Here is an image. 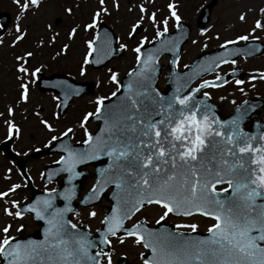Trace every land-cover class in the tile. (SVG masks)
<instances>
[{
    "label": "snow or ice",
    "instance_id": "6c2138e0",
    "mask_svg": "<svg viewBox=\"0 0 264 264\" xmlns=\"http://www.w3.org/2000/svg\"><path fill=\"white\" fill-rule=\"evenodd\" d=\"M12 2L18 8L15 17L17 23L14 24L16 35L12 40V45H16L24 38L18 22L32 8L38 7L40 0ZM112 6L119 8L117 0H113ZM137 7V18L127 30V37L131 40L135 39L142 22L151 21L153 27L156 25L155 13L149 14L143 4ZM175 7L173 3L167 5L171 20L179 25L180 16ZM64 11L71 14L72 9L66 7ZM129 11L132 9L129 8ZM259 11L264 17V8ZM108 14L105 0H98V10L92 13L90 22L84 24V31L96 28L101 15ZM239 19L243 21L245 16L241 14ZM160 23L163 30L157 28L155 38L167 51L172 44L163 41L162 37L168 32L169 20L164 18ZM256 29L264 31V19L255 21L253 31ZM76 31V28L71 29L69 38ZM248 39V36L240 35L236 40L225 41L220 47L226 48L229 44ZM146 42L151 43L141 37L130 49L135 53L136 68L128 74L130 83L123 86L121 105L117 110L105 113L104 101L108 97H97L95 111L85 113L80 121V127L84 129V147L76 149L63 144L60 149L63 154L54 161L59 167L47 176L51 182L53 177L67 174V183L71 185L82 175L77 170L78 166L92 161L104 164L97 173L96 182L89 189L90 194L81 201L86 207L93 205L103 198L109 186L114 188L112 198L115 204L110 214L100 220L102 227L92 237L82 230V226L65 219L66 214L73 213L70 202L75 195L74 186L60 192L55 188L46 191L42 198L23 208L12 201L11 209L15 211L4 207V215L19 220L24 213L32 214L37 221H43L46 225L44 239L20 242L9 235L12 225L5 224L0 228V264H127V260L116 251L118 246L126 243L145 249L140 253L142 264H264V130L250 134L243 129L251 106H238L236 115L221 120L207 103L209 92L204 91L203 98L197 97L203 89L221 88L229 83L228 80L217 83L221 80L218 75L215 81L204 80L186 93L185 84L176 87L171 95H163L153 86L156 78L155 50L142 54ZM94 44L95 39L87 42L88 54L83 59L85 65L96 62L89 59L95 50ZM126 49V43H119L118 51ZM31 56V52H26L16 59L23 61ZM217 60L219 63L213 60L205 71L213 66L236 63L226 56L217 57ZM172 66L175 68L176 61L172 62ZM17 71L35 77L40 69L29 73L27 68L19 66ZM109 72L108 79L116 85V91L111 93L115 97L121 85L116 72ZM80 74H85L83 67ZM259 79L264 81V73H260ZM243 83V80H235L238 87ZM20 88V99L26 100L27 87L21 83ZM239 90L243 92L242 88ZM12 113L13 110L9 108L8 114ZM90 117L103 119L104 122L95 136L86 128ZM40 123L49 132L53 130L44 120ZM260 128L264 129V125H260ZM14 131L18 130L9 122L8 136L11 137ZM72 131L68 128L60 133V137L68 138ZM58 139L53 135L49 144ZM217 186H221L219 191ZM19 187L11 185L7 190L0 191V200L7 203L9 195H14ZM57 197L64 201L62 208L53 204ZM144 205L161 208L162 214L157 224L170 214H199L214 223L207 229V239L192 241L179 238L180 233L174 235L163 230L151 231L140 222L132 224L130 228L125 227V221L130 220ZM96 215L95 211L87 212L90 219ZM175 227L189 228L192 232L197 230L196 224H177ZM22 228L23 225L18 227L17 232ZM148 252L150 256L146 255Z\"/></svg>",
    "mask_w": 264,
    "mask_h": 264
},
{
    "label": "rangeland",
    "instance_id": "374dc122",
    "mask_svg": "<svg viewBox=\"0 0 264 264\" xmlns=\"http://www.w3.org/2000/svg\"><path fill=\"white\" fill-rule=\"evenodd\" d=\"M211 1L213 0H117L119 8L116 9L112 6L113 0H105L109 14L101 15L100 22H104L115 31L118 47L119 43H126L128 49L104 68L92 70L83 63V59L88 54L87 42L92 40L96 28L86 32L83 26L90 22L92 13L98 10V0H40L39 6L32 8L18 22L24 38L16 45H12V40L16 35L14 24L17 23L15 17L18 14V8L12 0H0V13L5 12L10 16L8 27L0 33V141L8 137L7 126L10 122L13 128L18 130L14 131L12 148L17 157L27 159L26 165L29 166L32 176L37 177L44 165L56 156L34 159L26 156V149L32 151L34 147L42 146L53 135H60L68 128L73 130V138L78 134L79 129L82 130L80 121L85 113L95 109L96 98L109 97L116 91V85L108 79L109 70L116 72L120 82L121 78L134 66L135 53L130 49L139 39L141 37H145L147 41L154 39L157 28L163 30L160 21L164 18L169 20L168 30L173 28L175 22L171 20L167 9L169 3L176 6L175 11L180 16V20L191 28L189 39L180 53L177 64L179 70L189 64L201 51L216 48L219 44L227 40H235L240 34L247 32L254 19H257V15L253 14L254 11L264 4V0H214L215 4L208 24L203 32H199L195 26L197 13L202 6ZM140 4L147 8L149 14L155 13L156 25L153 27L151 21L142 22L141 30L135 39L131 40L127 37V30L130 23L137 18V5ZM66 7H71V14L64 11ZM129 8L132 9L131 12ZM241 14L245 16L243 21L239 19ZM73 28L77 31L72 38H69V32ZM26 52H31L32 56L26 57L23 61H17L16 57L24 56ZM160 64L165 68L161 70L158 87L164 89L168 58L162 57ZM19 66L27 68L29 73L39 68L38 73L45 77L68 75L75 81L91 83L94 85L93 93L73 99L64 115L57 117L55 115L57 96L50 92L38 91L33 85L35 77L18 72ZM82 67L84 75L80 74ZM21 83L26 85L28 93L27 99L23 101L20 99ZM227 107H230L228 103ZM9 108L13 110L12 115L8 114ZM41 120L47 122L53 130L49 132L40 123ZM86 128L94 131L96 124L87 123ZM11 185H20V187L14 195H9L7 203L0 200V228L5 224H11L9 235H24L35 229L32 221L27 217L16 220L12 216H5L3 212L4 207L15 211L11 209V202L16 201L18 204L24 196L26 197L22 190L23 184L13 164L5 161L0 155V191L7 190ZM154 210L156 213L145 214L149 221H154L162 214L161 210L156 208ZM94 211L97 213L96 217L100 218L101 208L96 207ZM80 219L82 222L87 220V212L80 215ZM171 221L175 222L173 219ZM96 222L97 220H94L89 223ZM195 222L199 224L198 220ZM98 223L92 227L96 228ZM207 224L205 222L203 227ZM21 225H23L22 230L17 232L16 229ZM116 251L120 256L125 255L133 264H141L138 259V254L141 252L140 246L126 243L122 247L118 246Z\"/></svg>",
    "mask_w": 264,
    "mask_h": 264
},
{
    "label": "water",
    "instance_id": "95a60500",
    "mask_svg": "<svg viewBox=\"0 0 264 264\" xmlns=\"http://www.w3.org/2000/svg\"><path fill=\"white\" fill-rule=\"evenodd\" d=\"M213 5H214V3H210L209 5L205 6L203 8L202 12L200 13V15L198 17V26H200L201 28L208 22L209 14H210V11H211ZM0 22H1L2 27H5L8 23V17L5 15H1L0 16ZM188 32H189L188 27L179 23V25L176 26V30L173 33H166L162 37L163 41L171 42L172 47H170V50H167V51L163 50L161 48L160 41H158V40L150 43L147 46H144V48L142 50V54H147V53L155 50V55L157 57V59L155 61L156 78H155V83L153 85L155 88H156V83L158 80L159 70H160V66L158 65L159 58L163 54H169L172 57L171 72L169 74V77H168L169 80L167 83V88L169 89V92L166 94H163L166 97L171 95L174 92L176 87L186 84V88H187L188 85L194 79L197 78V76H194L195 73H194L193 69H195V67L198 66L200 59L205 57L204 56L205 54L202 55L201 57H199L197 59V61L194 63V65L188 69L189 71L187 70L186 72H183L181 74H178L175 72V70L172 66V62L176 61L177 56H178V50H179L180 46L183 43H185L187 36H188ZM94 39H95V44H94L95 50L93 51V53L89 57V59L91 61H96L95 63L89 64V66L92 69H100V68L104 67L107 63H109L113 59V57H118L121 55V53H122L121 51H117V53L114 54L117 40H116V37H115L113 31L109 27H107L106 25L100 24L98 26ZM108 53H111V54L109 55ZM219 53L220 52H215L212 54L208 53L206 55H218ZM135 68H136V66H135ZM135 68L132 71H134ZM128 74L122 78V80L120 82L121 90H120V92L117 93V96L110 97L109 99L104 101V109L103 110L105 113L109 112L110 110L115 111L121 105L122 97L124 96L123 86L130 83V77ZM38 88L41 91H50V92L56 93L58 95V97H59L58 112L60 115H62V114H64V112L69 107L72 97H80L84 94H86V95L90 94L93 90V85L92 84H86V83H77V82H74L72 79H70L66 76L53 75L52 77L46 78L42 75H39L38 76ZM215 116L217 117V115H215ZM91 120L100 122V125L98 127L97 132L95 134H93V136H95L96 134L99 133L100 128L104 126V122H103V119H96L95 117H92ZM62 141L67 142L68 138H63L62 140H60L59 142L56 143V146L58 144H60ZM8 146H9V142L6 143L3 148L0 147V149H2L6 153L7 156L11 157L12 154H10ZM56 146L50 148L49 151L55 150ZM59 146H61V147H58V150H60L63 147V144H60ZM70 146L73 148H76V149H81L84 147L83 144L77 145V146L76 145H70ZM58 152H61V151H58ZM17 163H18V168L23 172V163L20 161H18ZM88 164H93L96 167V170L98 169V171L104 166V164H102L100 161H92V162H89ZM80 166H82V165H80ZM58 167H59V165H55L53 167H50V168L46 169V172H48L51 168H52L51 170H53V169L58 168ZM51 170H50V172H52ZM67 185L68 184L63 185L64 187H62V188L66 189L65 186L67 187ZM63 189H60L58 192L64 191ZM43 196H44L43 194L33 193L32 200L30 203H32L33 201H35L38 198H42ZM112 196L113 195H111L110 200H111L112 206H113L115 204V200H113ZM221 198H223V197H221ZM20 208H23V206H21ZM57 208H59V207H57ZM24 214H26V213H24ZM109 214H110V212H109ZM66 215H65V218H66ZM33 218H34V216H33ZM34 221L37 225H41L40 230L36 231L33 235H31L27 238H17V240H19L20 242H25L28 240L39 242V241H42L44 239V229H45L46 225L44 224L43 221H37L35 218H34ZM82 230L86 231V230H84V228H82ZM161 230H163L165 232H170L174 235L176 234V232H173L171 228H169L167 226L164 227L162 225H159L158 229H155L153 231L158 232ZM207 237H208V235H196V234L185 235V234H181V237H179V238H182V239H185L188 241H192V240H197V239H207ZM147 255L150 256L151 253L149 252V254H147Z\"/></svg>",
    "mask_w": 264,
    "mask_h": 264
},
{
    "label": "flooded vegetation",
    "instance_id": "af4514ba",
    "mask_svg": "<svg viewBox=\"0 0 264 264\" xmlns=\"http://www.w3.org/2000/svg\"><path fill=\"white\" fill-rule=\"evenodd\" d=\"M248 37H249L248 40H256L260 42L261 44L260 51H262L261 54L253 57L237 58L235 60L236 61L235 65L225 64L219 67L217 70H215V72H213V74L202 78L194 86H197L198 84L202 83L204 80L212 81L215 79L217 75L222 77L228 75L230 72H237V75L233 77V80L229 81V83L223 86L222 88L203 89L201 92L197 94V97L198 98L203 97L204 91L209 92V96H210L209 103H211L212 106L217 107L216 109L219 111L222 117L230 114L233 110H235L236 107L242 104L245 100H252V99L259 100L258 102L262 104V108L258 113V118H255L254 116H248L246 118L247 120L245 121L247 123H245L244 125L246 126V129L248 131H253L255 124L264 125V81H261L259 79L260 73H264V31L260 29H256L255 31H253V26H252L249 30ZM243 42L244 41H239L238 43L241 44ZM253 76H255L256 79L254 80L251 79V77ZM236 79L243 80L244 83L238 87L235 84ZM240 88L243 89V92L239 90ZM227 103L230 106L229 108L227 107ZM252 107H254V105L251 106V108ZM225 110H227V114H225ZM88 178L84 183L85 186H88L89 184L88 180H93V178H91L90 175L88 176ZM42 189L45 190L48 188H42Z\"/></svg>",
    "mask_w": 264,
    "mask_h": 264
}]
</instances>
